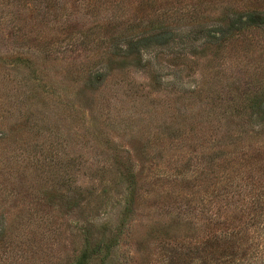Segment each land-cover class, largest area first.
Masks as SVG:
<instances>
[{"label":"rangeland","instance_id":"1","mask_svg":"<svg viewBox=\"0 0 264 264\" xmlns=\"http://www.w3.org/2000/svg\"><path fill=\"white\" fill-rule=\"evenodd\" d=\"M4 2L0 264H264V0Z\"/></svg>","mask_w":264,"mask_h":264},{"label":"trees","instance_id":"2","mask_svg":"<svg viewBox=\"0 0 264 264\" xmlns=\"http://www.w3.org/2000/svg\"><path fill=\"white\" fill-rule=\"evenodd\" d=\"M6 2H4V0H0V7L5 4ZM1 9V8H0ZM1 12V10H0ZM2 21L1 17H0V22ZM126 180L129 181L130 185H135V178L133 176V174L131 172H126ZM223 177V176H222ZM231 184H234L235 189L233 190V192H238V193H243V195H248L249 193H251V191H255L254 196L251 198V205H250V209L252 211V217L250 218V228L257 230L256 232L258 233V236L261 238V244H259V252L264 253V184L261 185L258 189L256 188H251L249 185H239V184H235L234 181H232ZM129 185V186H130ZM233 186L232 185H228L227 190H231ZM133 188V187H132ZM131 188V189H132ZM130 189V188H129ZM224 189V188H223ZM227 190H222L221 193L219 194V196H222L219 199V202L215 204V210L210 211V215H209V220L214 221V224H220L222 222V218H220V214L222 211H224L225 209L231 207L234 203L230 202V201H226L224 200L225 198H227L230 193V191ZM242 207V206H241ZM221 211V212H220ZM232 235H234L233 233H230L229 235L224 234L222 236L221 239H219V241H222V246H224L225 249V243L224 241L230 240L232 239ZM85 247L81 250V253L78 255L77 257V261L75 264H89V260L91 259L92 255L94 254L93 252L90 253L88 251V246H89V241H87V239H85ZM233 245H231L230 248H232ZM6 247V243H4V241L0 242V249H5ZM95 252V250H94ZM235 255V253H234ZM243 254L236 259H232L233 261H231V264H243ZM1 258V257H0ZM2 260L5 262L6 260L2 257ZM4 262H2L3 264H5ZM169 264H174V258L170 259V263Z\"/></svg>","mask_w":264,"mask_h":264}]
</instances>
